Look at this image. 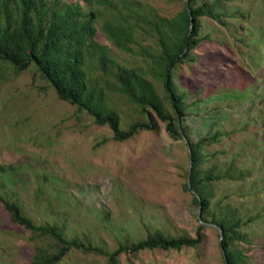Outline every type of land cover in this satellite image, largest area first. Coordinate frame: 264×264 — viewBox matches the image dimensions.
<instances>
[{"label": "rangeland", "instance_id": "1", "mask_svg": "<svg viewBox=\"0 0 264 264\" xmlns=\"http://www.w3.org/2000/svg\"><path fill=\"white\" fill-rule=\"evenodd\" d=\"M135 1L164 16L184 5L180 0ZM226 5L248 10L249 22L227 18L238 26L233 31L234 26L202 17L200 35L210 39L192 49L194 60L178 64L175 81L189 93L186 124L192 140L218 128L230 131L220 145L204 149L239 152L244 178L218 181L211 201L222 199L218 211L226 202L236 208L246 240L235 246L243 250L246 264H264V60L254 54L256 29L264 27V0H227ZM95 38L108 44L119 62L141 63L110 45L100 29ZM118 108L125 126L137 119L132 107L119 102ZM249 110L252 117L258 111V121L252 120L256 137L240 130L251 122ZM156 123V130L114 140L108 125L96 124L61 100L33 64L14 72L0 63V163L14 168L2 178L1 194L15 200L36 224L66 223V237L85 235L106 252L73 249L57 264H109L108 255L119 244L140 240L147 229L195 235L198 205L183 189L187 143L170 137L163 122ZM244 147L249 148L245 153ZM203 225V239L195 247L120 252L116 264H225L218 229ZM41 240L13 223L0 202V264H30L34 245L45 244Z\"/></svg>", "mask_w": 264, "mask_h": 264}, {"label": "trees", "instance_id": "2", "mask_svg": "<svg viewBox=\"0 0 264 264\" xmlns=\"http://www.w3.org/2000/svg\"><path fill=\"white\" fill-rule=\"evenodd\" d=\"M180 1L184 5L179 11L164 16L135 0H0V63H8L14 72L33 64L61 100L75 105L78 112L89 114L96 124L108 125L114 140H127L141 129L156 130V120L164 123L173 139L185 137L191 149L192 167L191 189L187 182L183 189L193 190L192 201L201 205L203 222L222 229L227 264H246L243 250L235 246L236 242L246 240L236 208L226 202L218 211L222 199L211 201L213 186L218 181L244 178L245 172L236 160L240 153L228 154L224 148L204 149L220 145L230 134L220 128L191 139L186 124L189 93L179 87L174 72L179 63L194 60L190 52L200 41L210 39L207 34L200 35L202 17L226 28L234 26V31L238 26L227 18L249 22L250 16L248 10L240 7L229 9L227 0ZM97 29L110 45L141 63L119 62L108 44L96 40ZM256 30L259 44L254 54L264 60V27ZM95 71L97 75L93 74ZM119 102L132 107L138 115L126 126ZM254 112L253 117V111L247 112L251 122L240 130L256 137L257 125L252 120L259 118L258 111ZM142 115L146 118L139 119ZM246 142L249 146L253 144L251 139ZM247 149L244 147L243 153ZM13 170L11 165L0 163V202L13 223L28 230L32 239L45 241L34 245L30 264H57L73 249L106 253L85 235L66 237V223L36 224L15 200L3 196L2 178ZM203 227L200 223L194 236L147 229L140 240L119 244L108 255V263L116 264L120 252L134 255L144 249L195 247L203 239Z\"/></svg>", "mask_w": 264, "mask_h": 264}, {"label": "water", "instance_id": "3", "mask_svg": "<svg viewBox=\"0 0 264 264\" xmlns=\"http://www.w3.org/2000/svg\"><path fill=\"white\" fill-rule=\"evenodd\" d=\"M183 139H184V140L186 141V143H187L186 138L184 137ZM187 147H188L189 155H191V149H190V147L188 146V144H187ZM191 167H192V160H191V157H190V160H189V167H188V174H187V180H186L187 185H188V187H189L190 189H191V185H190V171H191ZM191 192H193V190H191ZM200 208H201V205L198 204V211H197V218H198V221H199L200 223H202V224H212L213 226H215V227L218 229V231H219V239H220V249H221V253H222V256H223V259H224L225 264H227L225 250H224V247H223L222 242H221L222 237H223V231H222V229H221L218 225H216V224H214V223H206V222H203L202 217H201Z\"/></svg>", "mask_w": 264, "mask_h": 264}]
</instances>
